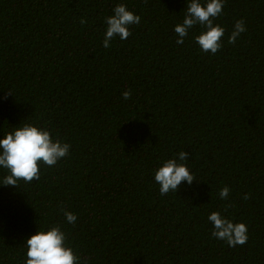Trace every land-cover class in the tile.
Returning <instances> with one entry per match:
<instances>
[{
	"label": "trees",
	"instance_id": "trees-1",
	"mask_svg": "<svg viewBox=\"0 0 264 264\" xmlns=\"http://www.w3.org/2000/svg\"><path fill=\"white\" fill-rule=\"evenodd\" d=\"M118 4L141 21L105 49ZM185 11V0H0V137L33 123L71 145L38 180L0 186V264H25L26 239L54 225L88 264H264V0H225L214 55L194 41L200 25L176 43ZM181 151L195 179L161 195L154 171ZM214 211L246 224L244 245L212 237Z\"/></svg>",
	"mask_w": 264,
	"mask_h": 264
},
{
	"label": "clouds",
	"instance_id": "clouds-1",
	"mask_svg": "<svg viewBox=\"0 0 264 264\" xmlns=\"http://www.w3.org/2000/svg\"><path fill=\"white\" fill-rule=\"evenodd\" d=\"M186 11L182 23L174 26L177 34L176 43L183 44L190 30L196 25L202 26V31L194 37L195 43L204 53L216 54L222 47V37L225 28L214 24L224 8L225 0H185ZM141 17L128 10L126 4H118L113 14L106 17V30L102 45L105 49L111 47V42L118 37L121 41L131 36L130 27L139 24ZM86 23L81 20V24ZM246 31L243 20L237 21L228 38V42L235 44L241 33ZM132 92L124 91L123 99L131 98ZM71 145L53 136L50 130L33 123H22L13 127L12 131L0 137V169L6 174L0 178V186H17L19 181L32 182L39 179V164L54 166L65 158ZM189 154L181 151L170 159H165L154 171V182L159 186L161 195L177 192L182 182L191 185L194 175L188 166ZM229 187L219 191V198L227 200ZM249 197L244 196L247 200ZM68 224L77 222V215L64 211ZM208 222L212 225V237L225 241L229 247L244 245L248 240V228L245 223L234 222L220 211L211 212ZM27 251L25 264H88L76 255L67 242V235L62 227L54 225L41 228L30 235L24 243Z\"/></svg>",
	"mask_w": 264,
	"mask_h": 264
}]
</instances>
